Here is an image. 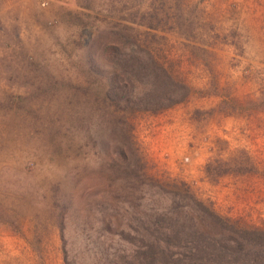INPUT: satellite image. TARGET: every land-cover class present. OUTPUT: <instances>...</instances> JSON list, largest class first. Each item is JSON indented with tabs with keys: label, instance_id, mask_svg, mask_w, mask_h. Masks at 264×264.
Here are the masks:
<instances>
[{
	"label": "rangeland",
	"instance_id": "1",
	"mask_svg": "<svg viewBox=\"0 0 264 264\" xmlns=\"http://www.w3.org/2000/svg\"><path fill=\"white\" fill-rule=\"evenodd\" d=\"M114 56L154 61L194 92L126 109L109 88L142 93L148 77L122 80ZM262 96L264 0H0V264L123 249L133 216L180 198L158 179L264 228Z\"/></svg>",
	"mask_w": 264,
	"mask_h": 264
},
{
	"label": "trees",
	"instance_id": "2",
	"mask_svg": "<svg viewBox=\"0 0 264 264\" xmlns=\"http://www.w3.org/2000/svg\"><path fill=\"white\" fill-rule=\"evenodd\" d=\"M114 53L117 55L118 51ZM114 57L125 76H121L122 80L132 82V77H148V87L142 93L134 92L135 86L130 88L126 84L109 88L110 98L118 105L124 102L126 109L161 112L184 102L194 92L186 82L172 79L154 61L146 64L135 58ZM245 166L246 160H238L236 171L244 172ZM225 171L228 170L222 165L207 166L210 175ZM157 182L163 189L179 190L180 198L171 201L172 211L133 216L131 221L136 224L116 233L126 246L121 249L114 244L99 243L98 258L93 264H264V228L241 226L219 214L195 197L185 183L159 179ZM183 208L185 211L179 210ZM66 264H73V259Z\"/></svg>",
	"mask_w": 264,
	"mask_h": 264
}]
</instances>
